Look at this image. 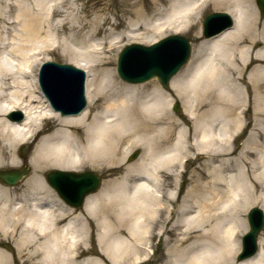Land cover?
Returning <instances> with one entry per match:
<instances>
[{
  "label": "bare ground",
  "instance_id": "1",
  "mask_svg": "<svg viewBox=\"0 0 264 264\" xmlns=\"http://www.w3.org/2000/svg\"><path fill=\"white\" fill-rule=\"evenodd\" d=\"M66 2L0 0V170L23 164L31 170L18 185L0 179V230L16 237L17 249L10 255L0 248V264H16L19 257L20 264H108L100 256L82 259L93 254L85 241L92 222L85 216L102 228L107 260L123 264L135 246L121 234L142 239L146 220L157 213L152 207L162 213L167 210L163 199L177 202L161 191L166 179L178 182L191 161L198 162L196 181L176 208L180 241L200 231L204 243L199 252L186 259L178 255L171 264L230 261L242 223L237 199L243 197L245 209L251 202L264 206V15L253 0H170L163 20L152 24L135 15V27L146 23L156 32L148 42L191 27L212 3L234 18L224 32L201 35L189 62L172 77L171 90L187 116L180 119L170 110L172 95L156 80H121L112 58L102 63L95 55L101 52L91 39L79 40L84 51L71 48L62 35L65 25H54ZM107 22H98L96 30ZM70 28L69 40L76 42L82 28ZM52 38L87 74L88 104L78 113L55 108L40 88L38 56ZM247 119L249 133L237 152L233 145ZM135 149L140 157L128 162ZM86 168H100L110 178L84 197L83 214L57 193L47 173ZM261 243L256 255L235 264H264V238Z\"/></svg>",
  "mask_w": 264,
  "mask_h": 264
},
{
  "label": "rangeland",
  "instance_id": "2",
  "mask_svg": "<svg viewBox=\"0 0 264 264\" xmlns=\"http://www.w3.org/2000/svg\"><path fill=\"white\" fill-rule=\"evenodd\" d=\"M68 1H69L68 3L66 2V4L62 8H60V13L54 17L55 18L54 25L55 26L65 25L64 27L65 33L62 32V35H64V38L68 40L71 48L72 49L75 48L77 52L81 50L84 51V48L79 49V47H82L80 45L81 43H79L80 39L84 38L87 41L91 39V41L94 43V46L98 48L99 52H101V54L97 53L95 55L97 57L103 58L104 61L102 63H104L105 61H109L112 58L114 61L113 67L115 66V74L121 80L123 79L117 73V59L122 48L126 44L132 42H140L145 45H149L151 41L148 42L145 40L151 37L154 38V35H156V32L149 30L150 26L148 24L145 23L142 28L138 29L132 24L131 21L137 17V16L135 17L136 14L144 15L151 24L156 20H158V18L163 20V18L165 17V14H163L164 8L166 9L170 3V0H68ZM253 2L254 5L260 11V8L257 4V0H253ZM130 5H134V6H132L130 9L129 7ZM213 12H228V11L224 7L222 6L220 7L219 5H215L214 3H212L203 9L202 16L200 18L197 17L196 20L190 22L191 24L189 25L192 26L189 28L187 27L184 30L185 32L184 31L175 32L170 30L167 31L165 34L160 35V37L158 38L171 35L174 33L182 34L188 37L189 40L191 41L192 53H193L196 48V45L199 42V37L203 35L204 19L208 14ZM105 19H108V22L105 24L104 29H102L101 32L97 31L96 30L97 23L98 22L104 23ZM114 24L116 25V27L114 26ZM71 25H73L74 27H78V29L82 28L81 30L82 36H79L78 37L79 39H77L76 42H70L69 40V34H72V30L70 28ZM92 30L95 31L94 36H91L90 31ZM118 36L120 37L117 39L116 37ZM49 43L50 45H48V47H44L43 49L45 50L38 56V63L36 68V73L38 74V80H39L40 65L45 61H58L62 63H70L73 65H76L77 63V57L76 56L73 57L74 54L71 55L68 50L61 49L60 47H58L54 38H52ZM184 67H182V69ZM150 80H156L165 92L172 95L170 110L180 119H185L187 116L185 114L183 102L182 100L177 99L176 94L174 93L173 90H171L170 83H169V88H166L160 82L158 77H154ZM177 102L180 105L179 111H176L174 108V105ZM237 112L234 114L235 116ZM249 116H250L249 120L251 121L252 114ZM247 123H248V119L245 120L242 127V130L244 131L243 135L239 137L236 140L235 145H233V147L235 146L234 148L237 150V152L241 149L242 144L243 142H245L247 135L249 133L250 128L248 129L246 128ZM133 152L134 150L128 154L127 157L128 162H131L130 156L133 154ZM139 153L141 154L140 150ZM140 154L136 159L140 157ZM24 165L25 164H23L21 167H23ZM197 166H198L197 161L196 162L191 161V163L188 164V166L186 167L187 171L180 176L178 182L177 181L174 182L171 178L166 179V183L164 185L165 189L164 190L162 189L161 191L166 193V195L167 194L169 195L172 194V196L174 195V198L175 197L177 198V202L175 201L167 202V198L163 199L164 202H166L165 204L167 210L166 212L163 211L162 213H160L159 210H156L158 206L154 208L152 207V210H155L157 213L154 214V216L150 219L147 217L148 219L146 220V223L144 221L146 225L144 224V226L142 227L143 235L140 241L139 240L136 241L134 240V238H130V235L126 232L121 234V236L130 240V242L135 246L132 247V249L129 248L130 252L125 255V260L123 261V264H139L140 260L146 257H149V261H150L147 264H171L173 259L178 255H180V257L184 256L183 258L186 259L189 258L191 255L195 254L196 252L200 251V249L202 248V244L204 243L202 242L203 238L200 235V231L195 232L194 237H192L188 241H184V242L180 241L182 238L181 237L182 225L180 224L179 221L181 215L178 214V212L176 211L177 206L181 204L183 198L185 197L187 190L196 181L193 168ZM21 167H17V168H21ZM4 169H9V168H4ZM182 169L183 168H180L179 170ZM84 171H94L98 173L102 178V183L100 187L96 192L93 193H97L102 188L104 182L110 178L107 175V173L104 170L101 171L100 168L99 169L86 168L85 170L78 172H84ZM30 172L31 170H29L27 174L23 175V177L20 179L18 183H16V185L22 182V180L28 174H30ZM208 180L210 179L208 178ZM237 202H238L236 206L237 209L238 210L242 209L241 211L242 214H240L242 223L241 225H239V229L237 232V236H236L237 244L234 247L235 251H233L234 253L230 257L232 260L231 259H229L230 261L225 260L224 261L225 264H235L234 261L236 260L239 250L241 249L242 237L244 233H246V231L249 229V225L247 221V213L249 209L258 206L264 210V206L262 202H256V203L251 202L247 205V209H245L247 203L245 202L242 196L237 199ZM82 209L83 206L79 207L78 210L83 213ZM170 209L174 210L173 211L174 214L173 213L171 214L169 212ZM85 219L86 222H88V220H91L90 222H92V225H90V223L88 222V229H89L88 236L86 237V240L85 237L82 236L80 242L84 240L87 241L88 244L87 247H89V249L93 254H86L82 257V259H84L85 257L87 258L88 256L91 257L100 256L103 257V259H106L108 264H112L111 262H109V260H107L106 256L101 252L102 249L105 248V245L101 243V239L103 237V230H101L102 228L97 227L95 225V220H93L92 218L89 217L87 219L85 216ZM172 227H174L175 230L173 229V231H168ZM263 238H264V228L259 235V239H258L259 247L262 244L261 239ZM0 239H1L0 248L9 252L10 255L13 254L15 255L17 253V249L15 247L16 237H11L10 235H6L0 230ZM16 261H17L16 264H20L22 259H20L19 257V259ZM104 264L107 263L104 261Z\"/></svg>",
  "mask_w": 264,
  "mask_h": 264
},
{
  "label": "water",
  "instance_id": "3",
  "mask_svg": "<svg viewBox=\"0 0 264 264\" xmlns=\"http://www.w3.org/2000/svg\"><path fill=\"white\" fill-rule=\"evenodd\" d=\"M258 4L264 13V0H258ZM216 14L229 17L225 13ZM210 18H213V15L208 17V19ZM206 23L207 19L204 28L205 36L209 37L212 35V31L209 27H206ZM230 24L231 22L229 21L228 25ZM190 51L191 48L188 39L178 35L165 38L152 46L132 44L127 46L119 57L118 73L123 79L131 82L145 81L157 75L162 84L168 87L170 78L189 59ZM136 53H139V58L142 59V61H138L139 64L133 58ZM134 64H137L140 70H137V74L133 76L129 70ZM79 70L72 65L57 62L45 64L42 70L41 81L44 90L55 107L60 108L64 113L78 112L86 104L83 86L84 75ZM176 109L179 110V107L177 106ZM27 172V167L0 171V178L8 184H16ZM47 177L50 183L56 187L60 195L68 203L75 206H81L84 197L90 192L96 191L100 185V177L92 172L72 174L62 171H50ZM65 178L67 179V183L72 184L71 186L63 184V179ZM70 188L75 192L73 198H70L66 192ZM248 218L251 230L245 236V251L240 256V259L248 257L256 251L257 236L264 224V213L260 208H253Z\"/></svg>",
  "mask_w": 264,
  "mask_h": 264
}]
</instances>
